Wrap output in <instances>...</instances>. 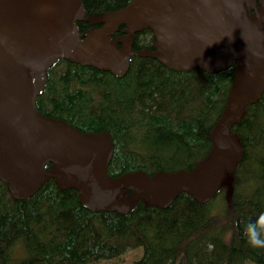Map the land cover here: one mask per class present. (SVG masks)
<instances>
[{
    "label": "water",
    "instance_id": "water-1",
    "mask_svg": "<svg viewBox=\"0 0 264 264\" xmlns=\"http://www.w3.org/2000/svg\"><path fill=\"white\" fill-rule=\"evenodd\" d=\"M86 16L81 0H0V181L14 200H23L52 180L75 191L92 212H126L129 203L119 198L127 194L161 209L181 193L208 203L244 158L231 128L264 93V0H132L98 21ZM83 20L100 27L81 37L77 22ZM120 27L125 35L113 39ZM144 30L153 33L155 50L138 54L173 71L212 73L239 60L206 159L189 172L111 178L109 135L81 134L40 115L35 102L46 69L59 59L123 77L136 56L131 37Z\"/></svg>",
    "mask_w": 264,
    "mask_h": 264
},
{
    "label": "rangeland",
    "instance_id": "rangeland-1",
    "mask_svg": "<svg viewBox=\"0 0 264 264\" xmlns=\"http://www.w3.org/2000/svg\"><path fill=\"white\" fill-rule=\"evenodd\" d=\"M155 67V62L148 57H134L126 77L118 79L108 73L83 69L77 77L62 82L69 68L65 61L59 60L48 72L45 96L42 101L41 98L37 100L36 108L46 116L62 117L82 130H108L113 140V154L107 169L111 176L136 171L147 175L159 171L171 174L186 171L204 159L195 144L183 146L192 140L190 135L194 129L197 131V122L202 115L197 108L201 107L197 97L202 94L204 85H195V99L189 107L172 109L164 115L161 110L170 108L158 106L161 76L155 75ZM89 99L99 100L101 105L95 106L96 111L81 103ZM107 102L108 107L105 106ZM201 109L205 114L202 118L205 120L210 114L214 124L217 111L207 107ZM233 128V133L243 141L244 158L232 173L231 181L222 183L216 195L205 204L181 193L167 209L133 200L124 213L91 212L80 205L76 194L62 197L55 184L49 183L31 197L19 200H25L31 207L23 220L15 214L8 188L0 185V219L14 220L13 225H8L7 236L0 240V251L5 255L0 264H139L145 255V244L154 257L149 255L144 264H180L166 254V249L204 225L213 228L189 241L192 264H256L250 254L239 252L238 245L230 241L229 235L235 231L245 238V224L255 222L264 213V94L245 108ZM171 138L177 142L171 143ZM140 151L152 155L155 160H148L144 157L146 153ZM228 184L232 193L230 199L226 192ZM229 200H233L240 215L237 226L210 222L212 216L224 220ZM159 214L168 216L166 233L171 242L157 240V222L149 223ZM20 222L32 232L35 244H27L17 236L21 234ZM84 222L96 230L95 237L87 236L91 242L83 236L85 232L69 238L67 229L70 226L79 228ZM131 224L144 242L141 239L124 241L109 234L116 230L111 227L120 231ZM39 245L44 248L43 254L33 250ZM114 246L117 249L110 251ZM76 251H79L78 256H75Z\"/></svg>",
    "mask_w": 264,
    "mask_h": 264
},
{
    "label": "trees",
    "instance_id": "trees-1",
    "mask_svg": "<svg viewBox=\"0 0 264 264\" xmlns=\"http://www.w3.org/2000/svg\"><path fill=\"white\" fill-rule=\"evenodd\" d=\"M81 1L84 7L86 8V10L88 11V13H98V12H106L109 10L119 9L125 6L129 0H81ZM77 27L81 33H85L89 28H91L88 26L85 20L81 22H77ZM141 34H143L144 36L145 35L149 36L151 35V31L144 30L142 31ZM68 66L70 69H73L76 65L69 64ZM164 80L167 81L168 79H164ZM209 80H210V83H209ZM200 83L204 85V88H203L202 94L197 97V100H199L201 104V107H197V108L201 110L202 115H205L201 109L202 107L203 108L207 107L209 108V110H216L217 114H219L225 102L223 100V96L225 94V85L219 82L218 77H212L211 75L204 74V73H202L201 76H199L197 73V78H194V77H190L189 74L182 73L180 74L179 77H173L171 80L167 81V83L162 84V85L158 84V86H159V89L164 88V92L169 93V95L171 96L173 100H181L184 97L189 98L190 95L192 96V94H194L193 90L195 88V85L197 84V86H199ZM216 96L218 97V100ZM212 99H214L215 101H213ZM171 110L172 108L161 110V111L165 115V113L170 112ZM202 115L199 121L197 122V131H195L194 129L193 133L190 135L191 137L190 139L192 140H188L186 145L183 144L184 148H186L187 146L191 147V145L193 146V144H195L197 149L200 152L206 150L208 142H207V139L205 138V135L207 134V131L209 130V128L212 126L213 117H211V115L209 114L205 116V120H204V117L202 118ZM170 142L175 144L177 142V139L171 138ZM241 143L243 145L242 140H241ZM143 153H146V152H143ZM147 155L149 154L146 153V155L144 156H147ZM148 158L151 161L155 160V158L151 155L148 156ZM46 167H49V164H47ZM226 192H227V196L230 199L232 193H231V188L229 184L226 187ZM67 194H76V193L73 190L59 192V195L65 198H67L66 196ZM12 203L15 204L14 211H15L16 216H19L20 218L24 220L25 214L28 213L29 210H31V207H28L26 205L25 200L22 202L12 201ZM9 216L14 217L13 215H9ZM75 219H77L76 216H75ZM0 221H1L0 222V240H2L4 236H7V229L9 227L8 225L9 224L13 225L14 220L8 218L5 220L0 219ZM167 221H168V216L166 215V217H163L162 214H159L154 221L153 219L149 220L150 224L157 222L156 227L158 230H157L156 237H157V240L159 241L164 240V242H166V240H169V242H171L170 241L171 237L169 236L168 233H166L168 229ZM239 221H240V215L238 214V209L237 207H235L233 200H229V204H228V207L226 208L224 220L219 221V219L215 216H212L210 218V222L212 223L217 224L221 222V223H224V225H230V226L234 225V227L237 226ZM19 225H20L19 231H21V234L17 236H20L21 239H24V241H26L27 244H29V242H31V244L32 243L35 244V239H33L34 236L32 232L28 229V227L24 226L23 222H20ZM210 227L212 226L204 225L197 229H194L192 232L188 234V236L185 239H183L182 241L176 242L174 246L167 248L166 254H168L175 260H178L180 264H192L191 263L192 262L191 253L189 250V243H190L189 241L191 238L196 237L197 235L208 233L213 228V227L212 228ZM111 229H116V230H112L111 231L112 233L108 231L109 234L115 235L120 240L129 241V240H140L141 239L144 242V239L142 238V236L139 235V233H137L134 230V226L132 224L129 225V228L127 229L124 228L125 230L122 229L119 231L117 230V228H113V227H111ZM67 230L69 231V238L72 237L73 235H76V233L78 232H81V233L85 232L83 236L86 238L87 241L91 242L90 238L87 236L89 235H91V237L96 236V230L93 229L89 225L88 222L82 223L81 227L79 228L78 227L74 228V226H70V228H68ZM229 239L230 241L238 245L239 252L241 254H245V255L250 254L256 264H264V249L251 248L246 243V239L243 238L242 236H238L235 231L230 233ZM10 241L11 239H9V242ZM32 248L34 247L32 246ZM116 249L117 247L114 246V247H111L109 250L113 251ZM33 250H35L38 254H43L44 248L42 245H39L37 246V249L34 248ZM99 250H102V249H99ZM76 252L78 253L75 256H78L79 251H76ZM151 253L152 252L150 251V248L148 247L147 244H145V255L139 264H144V262L149 257V255L151 257H154L151 255ZM33 254L38 255L35 253ZM4 259H5L4 252L0 251V262H3ZM224 263L228 264L227 262H224ZM221 264H223V262Z\"/></svg>",
    "mask_w": 264,
    "mask_h": 264
},
{
    "label": "flooded vegetation",
    "instance_id": "flooded-vegetation-1",
    "mask_svg": "<svg viewBox=\"0 0 264 264\" xmlns=\"http://www.w3.org/2000/svg\"><path fill=\"white\" fill-rule=\"evenodd\" d=\"M132 0H129L128 2H131ZM127 2V3H128ZM83 4V3H82ZM84 6V5H83ZM85 8V7H84ZM115 10H117V9H115ZM112 11H114V10H109V11H106V12H112ZM85 12H86V18L87 17H90L91 19L92 18H94V17H96V16H102L105 12H98V13H88V11L86 10V8H85ZM100 19H101V17H100ZM100 19H96L97 21L98 20H100ZM92 20H94V19H92ZM91 20V21H92ZM86 21V20H85ZM91 21L88 23L87 21V24H88V26L89 27H91V28H89L86 32H88L89 30H91V29H95V28H99L100 27V24H91ZM123 30H124V27H120L119 29H118V31L113 35V39H118V38H120V37H122V36H124L125 35V33L123 32ZM85 32V33H86ZM81 33V32H80ZM85 33H81V37L82 36H84V34ZM142 32H140V33H136V34H134L132 37H131V49H132V51L133 52H135L136 53V56H133V57H131L130 59H129V66L131 65V59L132 58H134V57H146V56H142V55H139L138 53L139 52H143V51H145V52H153L154 50H155V42H156V39L154 38V35H153V33L151 32V35H143V34H141ZM120 47H121V44H118L117 45V49H120ZM148 58H150V57H148ZM151 59V61H153V62H155V64H156V67H155V75H157V77H159V76H161V79H159V81H158V84H165V83H167V81H169V80H171L173 77H179L180 76V74H182V73H186V74H189L190 75V77H194V78H197V73H198V75L199 76H201V74L202 73H204V74H208V75H211L212 77H218L219 78V82L220 83H222V84H224L225 85V94H224V96H223V100L225 101L224 102V104H223V106H222V108H221V110H220V113L218 114V118H219V115L221 114V112H222V110H223V108L226 106V104H227V98H228V94H229V92H230V89H231V86H232V82H233V79H234V71H235V68H236V65H237V62H238V60H239V56H237V58L236 59H234V61L230 64V66H228V67H226V68H224V69H220V70H217V71H214V72H207V71H204V70H202L201 68L200 69H197V67H194V68H192L191 70H188V71H182V72H177V71H173V70H170V69H168V68H166L162 63H160L159 61H157L156 59H154V58H150ZM59 60H62V61H65V63H66V65L68 66L69 64H74V63H70L68 60H65V59H59ZM59 60H57V62L59 61ZM57 62H55L54 64H56ZM53 64V65H54ZM53 65H51L49 68H47L46 69V71H45V81L49 78V75H48V72H49V70L51 69V68H53ZM76 66L73 68V69H70L69 68V66H68V68L69 69H67L68 70V72H66L65 74H64V78L63 79H61L62 80V82L63 81H70V79H72V78H75V77H77L78 76V74H80L81 73V71L83 70V69H93V70H95V71H99V72H104V73H108V72H105V71H101V70H98V69H95V68H92V67H88V66H82V65H77V64H75ZM129 66H128V69H129ZM161 67V68H160ZM127 72H128V70H127ZM127 72H126V74L123 76V77H126V75H127ZM108 74H110L109 76H111V75H113V74H111V73H108ZM114 76V75H113ZM115 77V76H114ZM122 78V77H121ZM119 79V78H118ZM164 79H168L167 81H165ZM209 83H210V80H209ZM45 90H46V83H44V85H43V89H42V92H41V95L36 99V102H35V110L40 114V115H42V116H44V117H49V116H46V115H44V114H42L40 111H38L37 110V100L38 99H40L41 98V101H42V99H43V97L45 96V94H44V92H45ZM158 91L160 92V96H159V104H158V106H159V108L160 109H163L164 107H166V108H172V109H184L185 107H189L190 106V102L191 101H193L194 99H195V94H192V96H190L189 98L188 97H184V98H182L181 100H173L172 98H171V96L169 95V93H166V92H164V88H161V89H159V86H158ZM193 92H195V89L193 90ZM264 94V93H263ZM81 103L82 104H84V105H88V106H92V109L93 110H95L96 111V109H95V106H99V105H101L100 103H99V100L97 101V102H93V101H91V99H89V100H87V102H84V101H81ZM103 104H104V102H103ZM105 106H109V103L107 102V103H105ZM49 118H54V119H59V120H64L65 122H67L68 124H70L71 126H73L74 128H76V130L78 131V132H80L81 134H100V133H105V134H108L109 135V137H110V139H111V143L113 142V140H112V137H111V135H110V133H109V131L108 130H105V129H89V130H82V129H80L79 127H77L75 124H73V123H71V122H68L67 120H65V119H63L62 117H49ZM217 118V119H218ZM217 121V120H216ZM215 121V122H216ZM215 124V123H214ZM214 124H212V126L209 128V130L207 131V134L205 135V138L207 139V142H208V145H207V147H206V150H204V151H202L201 153L204 155V159H206L208 156H209V154H210V151H211V147H212V145H211V142L209 141V133H210V131H211V128L213 127V125ZM234 127V126H233ZM231 128V133L233 134V135H235L234 133H233V129L234 128ZM236 136V135H235ZM237 137V136H236ZM238 139H239V141H240V143H241V140H240V138L239 137H237ZM242 144V143H241ZM242 146H244V145H242ZM112 147H113V143H112ZM243 149H244V147H243ZM141 152V151H140ZM141 153H143V152H141ZM113 154V153H112ZM148 156H150V155H147V156H144V157H146L148 160H150L149 158H148ZM152 156V155H151ZM112 157V156H111ZM203 159V160H204ZM203 160H201V161H203ZM151 161V160H150ZM201 161H199V162H201ZM198 162V163H199ZM197 163V164H198ZM196 164V165H197ZM109 165V164H108ZM195 165V164H194ZM193 165V167L192 168H189L188 170H186V172H189V171H191V170H193L194 168H195V166ZM48 168H50V164H49V167H45V169H48ZM107 169H108V167H107ZM159 172H163V171H159ZM178 172H180V171H178ZM127 173H131V172H127ZM156 173H158V172H156ZM176 173V172H175ZM108 174V173H107ZM123 174H125V173H123ZM174 174V173H173ZM122 175V174H121ZM120 175V176H121ZM108 176L109 177H111V178H117V177H119V176H111V175H109L108 174ZM231 181V179L229 180V182ZM228 182V183H229ZM49 183H54V181H52V180H50V181H48V182H46V183H44V184H42L39 188H41V187H43L44 185H47V184H49ZM55 184V183H54ZM0 185H2V186H4L5 187V189L7 190V185L5 184V183H3V182H1L0 181ZM55 186H56V184H55ZM57 187V186H56ZM38 188V189H39ZM57 189H58V191L59 192H64V191H67V190H61V189H59L58 187H57ZM70 190V189H69ZM75 192V191H74ZM76 193V192H75ZM59 194V193H58ZM76 195L78 196V194L76 193ZM122 195H123V193H122ZM129 199H128V198ZM11 199H12V201H19V200H14L13 198H12V196H11ZM122 199H125L128 203H129V207H128V209L130 208V206L132 205L131 204V202L133 201V199L127 194L126 195V197H123V196H121L120 198H119V200H122ZM128 199V200H127ZM145 204V203H144ZM170 206V205H169ZM153 207H155V208H159L158 206H153ZM167 208H169V207H167ZM166 208V209H167ZM160 209V208H159ZM99 211H102V210H99ZM92 212V211H91ZM105 212H107V211H105ZM113 212H117V211H113ZM120 213V212H119Z\"/></svg>",
    "mask_w": 264,
    "mask_h": 264
},
{
    "label": "clouds",
    "instance_id": "clouds-1",
    "mask_svg": "<svg viewBox=\"0 0 264 264\" xmlns=\"http://www.w3.org/2000/svg\"><path fill=\"white\" fill-rule=\"evenodd\" d=\"M243 234L251 248L264 249V213L255 222L246 223Z\"/></svg>",
    "mask_w": 264,
    "mask_h": 264
}]
</instances>
